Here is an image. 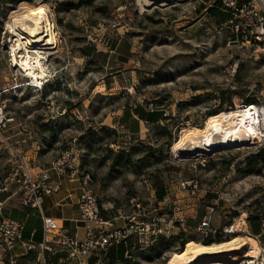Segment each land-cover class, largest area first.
<instances>
[{
  "label": "rangeland",
  "instance_id": "374dc122",
  "mask_svg": "<svg viewBox=\"0 0 264 264\" xmlns=\"http://www.w3.org/2000/svg\"><path fill=\"white\" fill-rule=\"evenodd\" d=\"M22 5H41L54 25L56 47L43 61L42 88L28 84L10 55L14 37L6 23ZM226 20L218 0H160L144 9L136 0H0V103L8 120L0 128V194L6 187L19 197L23 172L48 166L76 139V177L81 185L83 176L90 178L108 228L139 219L130 204L136 195L146 215L164 216V233L132 237L126 257L107 260L111 244L83 264H166L181 243L201 242L195 226L213 201L215 225L259 218L264 137L207 150L172 149L220 111L233 117L236 109L254 106L264 131V45L240 46ZM150 110L156 115L146 122L142 114ZM162 183L159 199L154 191ZM242 252L201 264H229V253L238 258Z\"/></svg>",
  "mask_w": 264,
  "mask_h": 264
},
{
  "label": "built area",
  "instance_id": "2783aa9c",
  "mask_svg": "<svg viewBox=\"0 0 264 264\" xmlns=\"http://www.w3.org/2000/svg\"><path fill=\"white\" fill-rule=\"evenodd\" d=\"M219 9L227 15L226 24L232 36V40L240 46L259 47L264 45V0H218ZM44 79V78H43ZM45 81V80H44ZM44 81L37 88H42ZM28 84L35 86L28 80ZM0 103V128L5 127L8 120L5 118L3 108ZM264 131H261V139ZM78 157L76 139H72L70 144L59 152L51 163L46 167H41L38 172L31 173L29 170L23 172L19 179V203L22 206L40 208L41 198L50 191L48 181L50 171H54L60 176L76 177L79 175L78 165L75 160ZM88 175L81 179V191L77 200L78 221L84 229L83 238H78L64 230L57 220L42 213L43 241L40 248L50 249L58 247L64 249L67 254L84 263V257L101 252L108 245L122 244L135 237L139 241L147 236H158L164 233L162 222L164 216L146 215L141 207V201L136 195L130 199V204L137 210L135 216L126 218L125 223L120 228H108L109 220L102 217L99 202L96 195L89 186ZM175 210H179L180 200H173ZM217 201L210 202L206 211L197 222L195 229L202 238H231V236L246 233L251 235L249 227L246 225L247 216L236 218L231 222L215 225L213 224ZM121 214L120 210L117 212ZM144 217H143V216ZM260 232L253 235L259 252L258 255L245 257L237 256L236 262L229 264H264V213L259 217ZM23 223L12 217H0V247L6 252L13 248L14 243L22 237ZM11 264H15V258L11 257Z\"/></svg>",
  "mask_w": 264,
  "mask_h": 264
},
{
  "label": "bare ground",
  "instance_id": "6f19581e",
  "mask_svg": "<svg viewBox=\"0 0 264 264\" xmlns=\"http://www.w3.org/2000/svg\"><path fill=\"white\" fill-rule=\"evenodd\" d=\"M136 1L144 9L160 0ZM163 4L165 3L162 2L161 5ZM6 26L14 37V42L9 48L14 66L35 86L40 85L45 77L43 61L48 60V55L52 53L50 50L56 47L54 25L48 20L45 9L41 5H22L11 13ZM258 119L262 124L260 114L258 110L256 113L254 106L242 110L236 109L233 117H227L225 112L220 111L209 115L202 128L188 130L189 133L187 132L185 137L174 143L172 149L179 150L180 145L187 144V149L207 150L211 146H232L239 140L241 143L250 140L254 142L255 139L258 140L261 137ZM229 251H243L242 256L249 257L258 255L259 249L253 238L242 235L232 236L229 240L211 244H203L190 239L185 242L183 249L171 254L166 264H201L213 255ZM231 254L229 253L224 260L236 262L237 258Z\"/></svg>",
  "mask_w": 264,
  "mask_h": 264
},
{
  "label": "crops",
  "instance_id": "0c3cea01",
  "mask_svg": "<svg viewBox=\"0 0 264 264\" xmlns=\"http://www.w3.org/2000/svg\"><path fill=\"white\" fill-rule=\"evenodd\" d=\"M144 109L146 110V108ZM48 185L50 191L42 196L40 208L22 206L15 192L8 191L6 187L1 190L0 215L20 220L23 223V230L21 239L14 243L10 251L5 252L0 247V264H11V257L15 258V264H26V262L30 264H80L77 259L70 257L62 248L51 247L48 250L39 247L43 241L40 209L44 215L55 218L67 232L75 234L78 238H83L84 235L82 224L78 221L77 200L81 190L79 178L62 177L50 171ZM116 221L114 226H120ZM35 230L37 231L35 232ZM133 244L134 241L131 238L125 245L109 246L104 257L110 261L124 258L133 250Z\"/></svg>",
  "mask_w": 264,
  "mask_h": 264
},
{
  "label": "trees",
  "instance_id": "16d2710c",
  "mask_svg": "<svg viewBox=\"0 0 264 264\" xmlns=\"http://www.w3.org/2000/svg\"><path fill=\"white\" fill-rule=\"evenodd\" d=\"M210 11H211V13L213 14L214 17L216 16L219 20L222 19L221 18V14L219 13V11L216 8H211ZM150 111L151 112L147 111L146 114H142V118L146 122L153 120V115H156V113H154L155 112L154 110L153 111L150 110ZM108 130L111 131L112 133H115V131L113 129H111V128H109ZM88 131L92 132V130H88ZM155 195L159 199L163 198V196L165 195V187H164L163 183L155 189ZM248 225H249V228H250L252 234H258L260 232L259 218H256L255 220H253V219H251L248 216ZM36 231L37 230H35V232ZM201 242L203 244H211V243H214V242H222V239L220 237H217V238H203L201 240ZM182 245H183V243H181L180 250L183 248Z\"/></svg>",
  "mask_w": 264,
  "mask_h": 264
},
{
  "label": "water",
  "instance_id": "95a60500",
  "mask_svg": "<svg viewBox=\"0 0 264 264\" xmlns=\"http://www.w3.org/2000/svg\"><path fill=\"white\" fill-rule=\"evenodd\" d=\"M233 43H235V42H233Z\"/></svg>",
  "mask_w": 264,
  "mask_h": 264
}]
</instances>
